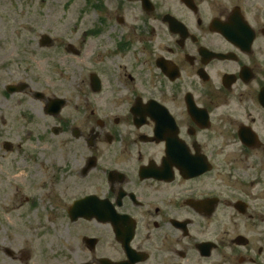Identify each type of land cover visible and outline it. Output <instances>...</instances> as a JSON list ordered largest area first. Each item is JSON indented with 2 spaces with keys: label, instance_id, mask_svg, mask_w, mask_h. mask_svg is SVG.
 I'll use <instances>...</instances> for the list:
<instances>
[{
  "label": "flooded vegetation",
  "instance_id": "obj_1",
  "mask_svg": "<svg viewBox=\"0 0 264 264\" xmlns=\"http://www.w3.org/2000/svg\"><path fill=\"white\" fill-rule=\"evenodd\" d=\"M73 3L35 40L76 96L2 84L45 118L38 150L1 145L59 238L37 264H264V0Z\"/></svg>",
  "mask_w": 264,
  "mask_h": 264
},
{
  "label": "rangeland",
  "instance_id": "obj_2",
  "mask_svg": "<svg viewBox=\"0 0 264 264\" xmlns=\"http://www.w3.org/2000/svg\"><path fill=\"white\" fill-rule=\"evenodd\" d=\"M41 1L0 0V242L15 251L30 253L31 258L26 262L23 259L19 264H37L38 254L46 241L59 238L54 235V226L42 210L43 206L37 210L30 209L33 198L38 196L36 192L28 194L27 190V175L32 166L25 168L22 161H19L21 165L14 164L21 153H6L1 148L4 140L27 146L24 150L30 152L44 145L42 131L45 118L37 111L29 120L23 116L27 107L39 109L40 104L33 102L28 105L27 101L33 98L27 93H15L13 100L11 97L5 101L1 94L2 84L28 83L33 91L56 96H76L77 92V59L70 55L63 58L55 50L38 49L36 41L45 32L47 15L52 17V26L57 25L60 30L62 25L59 22L63 21L58 19L63 16L61 4L65 0ZM68 1L74 3L67 16L75 17L79 0ZM4 59H8L7 64L2 65ZM86 66L85 62V69ZM22 194L30 197L27 204L22 200ZM51 231L53 235H50ZM41 262L44 263L42 259ZM0 264L17 262L0 252Z\"/></svg>",
  "mask_w": 264,
  "mask_h": 264
}]
</instances>
